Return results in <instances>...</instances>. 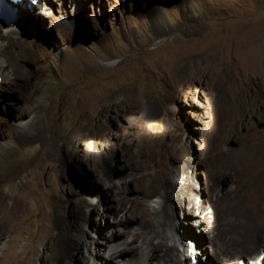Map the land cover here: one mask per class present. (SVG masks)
I'll return each instance as SVG.
<instances>
[{"label": "rangeland", "instance_id": "374dc122", "mask_svg": "<svg viewBox=\"0 0 264 264\" xmlns=\"http://www.w3.org/2000/svg\"><path fill=\"white\" fill-rule=\"evenodd\" d=\"M27 1L33 25L23 22L13 37L37 54L25 68L22 98L0 96V176L26 208L0 244V264H30V256L42 264L39 251L60 209L66 222H76L71 202L86 204L83 219L100 228H88L90 236L101 242L110 234L112 248L130 249L105 264H140L143 229L133 218L114 223L126 209H118L94 167L107 156L108 178L120 190L133 177L129 165L147 185L164 180L168 173L159 170L170 167L169 150L183 156L196 181L206 168L251 158L253 145L264 144L252 137L264 130V0ZM237 27L250 35L242 45L252 48L248 56L257 55L258 65L227 64L237 60L241 43L216 50V40ZM98 101L102 111L93 107ZM124 195L146 205L138 190ZM174 217L181 234L191 228L206 244L209 234L182 207ZM197 256L193 264H220ZM62 260L69 264L71 257Z\"/></svg>", "mask_w": 264, "mask_h": 264}, {"label": "bare ground", "instance_id": "6f19581e", "mask_svg": "<svg viewBox=\"0 0 264 264\" xmlns=\"http://www.w3.org/2000/svg\"><path fill=\"white\" fill-rule=\"evenodd\" d=\"M15 7L19 9L17 20L7 23L0 19V96L5 98V95L9 97L13 95V99L15 96V99L19 100L22 98L19 90L23 87L25 68L34 60L37 52L34 45L22 39L15 40L13 37L18 34L17 30L23 22L33 25L29 2L19 1ZM240 30L241 27H237L235 30L226 31L225 36L218 38L214 46L220 51L234 43H241L237 60L230 59L227 64L238 69L256 66L260 63L259 58L254 54L248 56L252 48L242 45L250 39V35ZM181 59L180 56L176 57L179 63ZM219 61L222 64L226 62L224 57ZM77 106L84 110L85 103H77L75 107ZM93 107L102 111V104L99 101L94 103ZM236 133L238 136L241 135ZM245 133L247 135V132ZM252 137L264 138V130L255 131ZM256 149L257 152L249 159L243 155L242 159L226 164L225 167L210 170L206 168L201 181H196L190 176L188 164L183 156L177 153L172 156L170 150L164 152L167 154L170 167L168 170L164 167L159 170V173L167 171V176L163 178L164 180L158 176L155 182L152 180L149 185L146 184L148 182L146 176L139 175L140 172H136L135 168L126 165L124 159V165L133 169V172L129 173L133 177L123 184L120 190L111 185L112 180L108 178L110 171L107 167L110 162L107 156H104L103 161L99 162L94 170L106 181L107 191L115 193L114 198L120 204L119 207L114 205L112 210L115 212L117 207L126 209L125 214L113 218L114 223L119 225L133 218L143 229L142 245L136 256L140 264H148L154 259L153 264H193L191 259H197V254L206 256L205 263L211 259L213 262L215 259L220 264H264V144H254L253 150ZM103 150L108 153L107 149ZM149 166L151 174L157 176L156 165L152 163ZM12 186L8 178L0 176V244L6 236H11L16 231L20 213L26 208L20 196L11 193ZM132 190L139 191L140 197L146 201L145 206L130 202L124 195L125 192ZM93 196L89 199L90 203H94ZM199 196L201 199H198ZM9 199L12 202L7 206ZM71 203L73 217L77 223L66 222L65 212L60 209L59 220L51 223L52 230L46 236L45 248L39 251L42 264H63L62 258L65 256L71 257L69 264H105L117 260L123 252L130 251L126 248L125 250L112 248L113 246L108 244L110 234L105 235L104 241L101 242L90 236L88 228H98V225L92 218L90 221L83 219L89 211L85 210L86 204ZM61 206L62 202H59V207ZM177 206L184 209L186 219L192 218L198 228L202 227V230L209 234L206 244H200L198 234L190 231L191 228L183 226L184 235L181 234L174 217V209ZM152 211L156 216H153ZM110 230L115 231V228L112 227ZM158 240L164 241L157 243ZM103 246L107 250L101 253L100 249ZM2 256L0 255V260ZM28 259L30 264H35L32 256ZM131 261L126 264H131Z\"/></svg>", "mask_w": 264, "mask_h": 264}]
</instances>
